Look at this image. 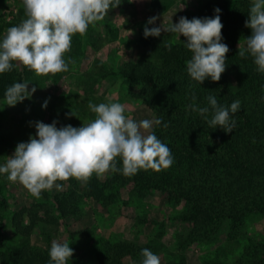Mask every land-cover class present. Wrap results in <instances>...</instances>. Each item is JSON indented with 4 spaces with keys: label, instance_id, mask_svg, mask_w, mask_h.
<instances>
[{
    "label": "trees",
    "instance_id": "1",
    "mask_svg": "<svg viewBox=\"0 0 264 264\" xmlns=\"http://www.w3.org/2000/svg\"><path fill=\"white\" fill-rule=\"evenodd\" d=\"M150 1L157 14L165 11L163 0ZM250 5L248 0H205L198 7L182 11L181 17L191 20L214 17L215 9L221 10L222 41L229 44L230 51L226 70L218 82L209 78L200 84L191 79L186 70L191 52L184 40H177L178 34L163 31L159 37L145 38V26L139 27L136 43L142 49L141 55L136 60L123 61L117 70L105 72L103 77L127 81L130 96L141 100L149 109V120H162L151 131L170 148L174 163L159 172L141 169L132 176L112 172L105 180L95 173L87 182L75 178L58 180L56 183L62 185V190L52 196L54 208L47 204L50 195L43 190L44 202L24 206L14 215V231L22 238L17 245L1 239L4 224L1 215L7 208V200L0 188V243H4L0 244V264H48L49 250L34 247L30 240L39 222L47 225L46 232L52 237L62 220L78 215L84 199L107 208L116 202L121 191L138 199L160 192L174 207L182 205L184 211L178 216L183 226L178 234L180 244L224 245L246 239L241 256L232 264H264V238L252 237L246 229L252 216L264 217V73L257 71L250 54L243 58L238 55L239 43L246 47V37L252 31L245 27ZM109 11L104 17L110 31L108 37L117 39L118 29L111 26ZM24 16L25 12L21 11L9 26L19 25ZM153 26L156 24L148 25ZM84 35L95 48L103 41V36L90 27ZM11 63L12 70L0 73V100L5 99L9 86L29 81L33 75L26 67L21 73L15 61ZM231 70L242 75L239 83L230 81ZM134 87L139 91L134 92ZM193 93L199 107H210L206 99L209 95L215 96L221 106L240 102V108L232 114L236 126L231 133L209 127L199 112L188 108L193 103ZM206 115L210 119L211 110ZM116 162L121 168L119 157ZM25 217L28 225L24 224ZM145 248L158 256L160 246L154 242L138 245L110 240L102 241L94 255L98 264H142L141 251ZM80 261L73 255L67 264ZM179 264L188 263L183 259ZM204 264L228 263L208 259Z\"/></svg>",
    "mask_w": 264,
    "mask_h": 264
},
{
    "label": "clouds",
    "instance_id": "2",
    "mask_svg": "<svg viewBox=\"0 0 264 264\" xmlns=\"http://www.w3.org/2000/svg\"><path fill=\"white\" fill-rule=\"evenodd\" d=\"M26 19L17 26L7 29L0 41V73L12 70V61L33 71L37 76H47L69 70L74 63L65 53L70 51L72 37L83 35L89 25L103 20L110 8H116L121 0H22ZM221 10L215 9L214 17H180L178 23L166 28L155 25L159 17H151L144 27V36L159 37L163 31L186 38L185 47L191 52L186 61L187 74L192 80L203 84L206 79L218 82L226 70L227 44L222 43ZM245 27L251 35L246 37V47L238 45V55L250 54L257 71L264 73V0H251ZM243 71V70H242ZM36 87L29 91L27 81L14 83L5 91L4 104L15 107L30 99ZM210 107H199L192 94V111L199 112L211 128H222L231 133L236 126L235 114L240 102L234 101L221 106L215 96L207 98ZM48 102L43 107L46 109ZM89 109L95 119L81 127L67 125L57 127L35 122L36 135L28 142H21L15 152L0 166V173H6L11 182L22 184L32 196L39 198L43 190H62L58 180L75 178L87 182L93 173L102 177L106 172H121L124 176L137 174L141 169H168L174 163L170 148L151 131L153 125H160L161 119H144L136 122L125 116V106L119 102L93 104ZM211 110V118L206 114ZM71 115H74L72 112ZM167 128L168 125L164 124ZM122 167H117L116 158ZM74 250L67 243L54 240L49 250L48 264H67ZM142 264H161L160 258L145 248L141 251Z\"/></svg>",
    "mask_w": 264,
    "mask_h": 264
},
{
    "label": "rangeland",
    "instance_id": "3",
    "mask_svg": "<svg viewBox=\"0 0 264 264\" xmlns=\"http://www.w3.org/2000/svg\"><path fill=\"white\" fill-rule=\"evenodd\" d=\"M205 0H163L165 11L157 14L151 7L150 0H121L120 6L109 11L111 26L118 29V38L110 39V31L106 22L96 21L89 25L95 32L103 36L97 48L79 33L72 37L71 49L65 53V60L70 57L74 63L68 65L69 70L47 76H37L34 72L29 83V91L36 87L30 99H25L15 107H9L0 100V166L21 142H28L36 135L35 122L51 124L57 127L72 125L81 127L95 119L88 107L93 104L119 102L125 106V116L139 122L149 119L150 111L139 99L130 96V85L127 81L113 76L103 77L108 71L117 70L125 60H136L142 49L136 43L138 29L146 26L151 17H159L156 27L178 23L182 11L186 8L198 7ZM240 1V0H232ZM251 3V0H248ZM24 11L22 0H0V41L3 40L9 24L18 14ZM26 19V15L22 20ZM178 41L186 38L177 35ZM185 38V39H184ZM227 44L226 42H223ZM229 47V44H227ZM18 71L24 66L15 61ZM242 75L238 70L230 71V81L239 83ZM138 92V88H133ZM48 105L45 109L44 102ZM74 115H71V113ZM111 170L102 177L105 180ZM0 188L7 200V208L2 211L3 233L1 239H9L8 244H19L21 237L16 235L13 227L14 215L24 206L36 202H44L43 195L36 198L18 181L11 182L6 173H0ZM66 188V187H65ZM64 188V189H65ZM50 195L47 204L55 207L53 197L55 187L45 190ZM182 205L174 207L162 198L160 192H154L145 199L130 196L121 191L116 202L109 207H100L91 199H84L81 211L76 216L62 220L57 232L51 237L46 232L47 225L40 221L31 236V244L41 250H50L54 240L67 243L74 250V264H98L94 252L104 240L128 241L138 245L154 242L160 246L158 257L161 264L183 262L188 264H204L205 260L220 259L232 264L242 254L247 244L246 239L237 243L224 245H205L193 243L180 244L178 234L183 228L178 216L182 214ZM40 216L44 217L41 211ZM24 224L29 220L25 217ZM247 234L257 239L264 238V217L252 216L246 224ZM0 243L2 246L4 243Z\"/></svg>",
    "mask_w": 264,
    "mask_h": 264
}]
</instances>
